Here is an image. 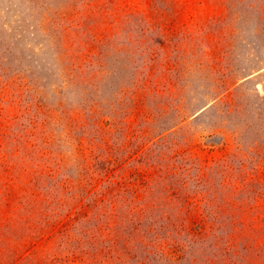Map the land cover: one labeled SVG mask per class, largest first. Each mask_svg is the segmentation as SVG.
Instances as JSON below:
<instances>
[{"label": "rangeland", "instance_id": "1", "mask_svg": "<svg viewBox=\"0 0 264 264\" xmlns=\"http://www.w3.org/2000/svg\"><path fill=\"white\" fill-rule=\"evenodd\" d=\"M0 264H264V0H0Z\"/></svg>", "mask_w": 264, "mask_h": 264}]
</instances>
